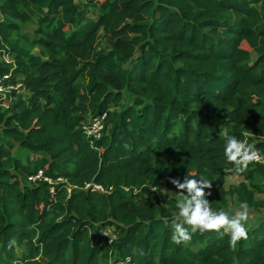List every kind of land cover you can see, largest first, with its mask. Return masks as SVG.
I'll use <instances>...</instances> for the list:
<instances>
[{"label":"trees","instance_id":"trees-1","mask_svg":"<svg viewBox=\"0 0 264 264\" xmlns=\"http://www.w3.org/2000/svg\"><path fill=\"white\" fill-rule=\"evenodd\" d=\"M5 75L23 91L0 100V264H264V220L235 248L176 245L177 200L158 196L189 174L213 211L264 210V163L237 172L223 135L264 156V0H0Z\"/></svg>","mask_w":264,"mask_h":264},{"label":"clouds","instance_id":"clouds-1","mask_svg":"<svg viewBox=\"0 0 264 264\" xmlns=\"http://www.w3.org/2000/svg\"><path fill=\"white\" fill-rule=\"evenodd\" d=\"M223 135L226 140V159L235 165L237 172H243L247 170L249 164L264 159L252 145L229 135L227 130L223 131ZM170 182L178 189L176 192L178 211L173 214L171 221L173 232L170 239L172 243L187 246L197 231L227 234L230 236L229 245L232 248H235L241 240L248 238L246 225L249 222V205L247 202L241 203L240 210L230 216L224 210L218 212L212 210L207 197L212 195L210 190L213 183L206 177L201 176L197 179L188 174L183 182L179 179H171ZM205 189L209 191L206 192ZM152 192H157L155 187ZM104 234L108 235L107 232ZM14 243L15 241H10L8 248L11 249Z\"/></svg>","mask_w":264,"mask_h":264},{"label":"built area","instance_id":"built-area-1","mask_svg":"<svg viewBox=\"0 0 264 264\" xmlns=\"http://www.w3.org/2000/svg\"><path fill=\"white\" fill-rule=\"evenodd\" d=\"M7 62H10V60H7ZM23 91V84L20 83H13L11 81V75H5L3 77H0V100L5 101L11 98L12 94L15 92H20ZM107 115L103 116H98V117H90L88 122L84 124V131L85 134L93 139L97 140L100 139L105 131V121H106ZM260 156L264 158V156L258 151ZM253 163H264V159H262L260 162H253ZM41 181H46L51 183V180L46 177L45 173L43 170L37 171V173H34L32 175L28 176V182L29 183H38ZM63 179H58V182H63ZM92 188L96 191H99L101 193H109V191L105 190L102 186H97V185H87L86 189ZM156 188V187H155ZM151 191L153 187H150ZM110 190V189H109ZM157 190V188H156ZM51 192L54 193V188L51 189ZM158 192H153V194H157ZM160 200L161 195L158 194ZM107 232L108 235H105L104 233ZM103 236L106 238V242L109 245H112L114 242L117 241L118 239V234L114 228H107L103 231Z\"/></svg>","mask_w":264,"mask_h":264},{"label":"rangeland","instance_id":"rangeland-1","mask_svg":"<svg viewBox=\"0 0 264 264\" xmlns=\"http://www.w3.org/2000/svg\"><path fill=\"white\" fill-rule=\"evenodd\" d=\"M34 29V27H29L27 28V31H32ZM103 44V43H101ZM40 49H36L35 52L39 53ZM7 60H9V58H7ZM252 138L254 140H257V137L255 136H252ZM243 177L240 176L239 174H233V175H229L225 178V188L226 189H229V187L231 185H238L239 183H241L243 181ZM162 198L163 196L167 197V198H173V199H178V196H177V193L175 192H172V191H169V190H166L164 189L162 191V194H161ZM231 201V200H230ZM240 210V206H235L232 204V202L230 203V213L229 215H234V213L236 211H239ZM261 220H264V210H261V211H253V210H250L249 209V222L248 224L246 225L247 228H252L254 226H256L257 224H259V222ZM17 253L19 256H22L24 255V250L23 248H17ZM117 258L116 254H113L112 255V262H114Z\"/></svg>","mask_w":264,"mask_h":264}]
</instances>
